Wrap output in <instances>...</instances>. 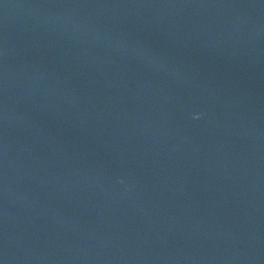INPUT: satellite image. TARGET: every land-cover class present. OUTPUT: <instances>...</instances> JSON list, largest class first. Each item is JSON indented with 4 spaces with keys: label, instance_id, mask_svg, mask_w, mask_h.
Listing matches in <instances>:
<instances>
[{
    "label": "water",
    "instance_id": "95a60500",
    "mask_svg": "<svg viewBox=\"0 0 264 264\" xmlns=\"http://www.w3.org/2000/svg\"><path fill=\"white\" fill-rule=\"evenodd\" d=\"M0 264H264V0H0Z\"/></svg>",
    "mask_w": 264,
    "mask_h": 264
}]
</instances>
